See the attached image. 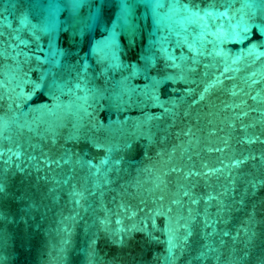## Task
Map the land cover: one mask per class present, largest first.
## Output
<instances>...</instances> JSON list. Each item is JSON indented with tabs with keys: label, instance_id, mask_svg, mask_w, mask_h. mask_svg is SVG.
Returning <instances> with one entry per match:
<instances>
[{
	"label": "water",
	"instance_id": "water-1",
	"mask_svg": "<svg viewBox=\"0 0 264 264\" xmlns=\"http://www.w3.org/2000/svg\"><path fill=\"white\" fill-rule=\"evenodd\" d=\"M0 264H264V0H0Z\"/></svg>",
	"mask_w": 264,
	"mask_h": 264
}]
</instances>
